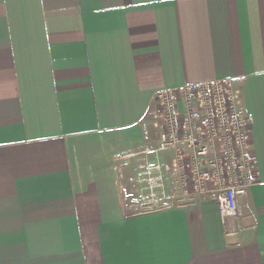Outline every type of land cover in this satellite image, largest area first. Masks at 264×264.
Instances as JSON below:
<instances>
[{"label":"crops","instance_id":"obj_1","mask_svg":"<svg viewBox=\"0 0 264 264\" xmlns=\"http://www.w3.org/2000/svg\"><path fill=\"white\" fill-rule=\"evenodd\" d=\"M232 78L255 184L151 212L161 89ZM181 108V106H180ZM0 264H264V0H0Z\"/></svg>","mask_w":264,"mask_h":264},{"label":"built area","instance_id":"obj_2","mask_svg":"<svg viewBox=\"0 0 264 264\" xmlns=\"http://www.w3.org/2000/svg\"><path fill=\"white\" fill-rule=\"evenodd\" d=\"M236 81L190 83L154 93L161 124L156 151L173 153L168 169L175 174L176 187L157 196L155 190L164 189L163 168L147 166L149 197L143 212L168 208L172 199H186L184 204L197 199L213 202L226 228L229 221L239 220L238 201L255 184V168L238 111Z\"/></svg>","mask_w":264,"mask_h":264},{"label":"rangeland","instance_id":"obj_3","mask_svg":"<svg viewBox=\"0 0 264 264\" xmlns=\"http://www.w3.org/2000/svg\"><path fill=\"white\" fill-rule=\"evenodd\" d=\"M164 189H165V185H164ZM163 189V190H164ZM171 192H175V186H172V188H171V190H170ZM171 192H168V193H171ZM148 197H149V192H148ZM148 197L146 198V200H148ZM146 200H145V202H146ZM185 200L186 199H172V200H169V202L171 203L170 205L171 206H175V205H178V204H181V203H183L184 204V202H185ZM165 201H167V200H165ZM183 201V202H182ZM180 202V203H179ZM143 206H141L139 209L140 210H132L133 212H135V213H137V212H142V211H144V210H141V208H142Z\"/></svg>","mask_w":264,"mask_h":264}]
</instances>
